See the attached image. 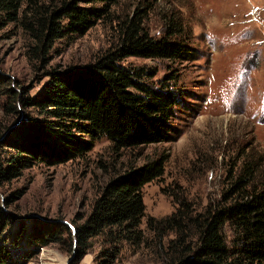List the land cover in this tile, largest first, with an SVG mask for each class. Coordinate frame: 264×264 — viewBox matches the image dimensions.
I'll return each mask as SVG.
<instances>
[{
    "label": "trees",
    "instance_id": "16d2710c",
    "mask_svg": "<svg viewBox=\"0 0 264 264\" xmlns=\"http://www.w3.org/2000/svg\"><path fill=\"white\" fill-rule=\"evenodd\" d=\"M38 1L0 0L3 19L17 22L24 32L27 61L45 78L33 94L22 86L0 89V182L39 163L82 157L102 137L115 152L172 141L178 134L175 107L186 93L177 88L172 66L199 55L179 8L157 12L161 24L155 36L144 25L149 6L120 16L110 11L116 0ZM103 19L114 25L111 46L86 64L45 68L55 40L81 35ZM126 57L165 60L167 72L153 80L150 70L124 65ZM165 157L160 154L115 174L85 216L69 225L48 223L30 238L45 246L60 240L63 232L76 259L94 237H104L112 246L143 242L149 247L139 228L141 187L161 176ZM231 161L216 198L197 209L181 194L172 198L176 207L169 215L145 219L157 264H264V154L251 138ZM55 225L61 229L58 235ZM5 258L0 251V264Z\"/></svg>",
    "mask_w": 264,
    "mask_h": 264
},
{
    "label": "rangeland",
    "instance_id": "374dc122",
    "mask_svg": "<svg viewBox=\"0 0 264 264\" xmlns=\"http://www.w3.org/2000/svg\"><path fill=\"white\" fill-rule=\"evenodd\" d=\"M144 6L150 7L144 25L155 36L161 24L157 12L179 8L199 51L196 59L172 66L177 88L186 92L175 107L178 134L170 142L118 152L102 137L82 157L55 165L39 163L0 182L4 264H157L145 219L169 215L176 207L172 198L181 194L197 209L216 198L235 152L251 138L264 154V0H116L110 11L122 16ZM113 26L103 19L81 35L55 40L45 68L91 62L116 41ZM25 41L19 24L6 22L0 14V89L22 86L33 94L45 80L43 70L27 61ZM122 63L150 70L153 80L167 72L165 60L126 57ZM3 98L0 94V104ZM160 154L166 156L163 173L141 187L144 216L139 228L149 247L143 242L112 246L104 237H94L76 259L63 232L60 240L45 246L30 238L33 230L48 223L69 225L85 216L111 177ZM53 230L56 235L61 231L59 225Z\"/></svg>",
    "mask_w": 264,
    "mask_h": 264
}]
</instances>
